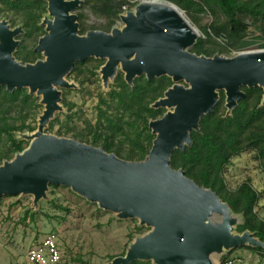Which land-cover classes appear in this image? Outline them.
Segmentation results:
<instances>
[{"label":"water","instance_id":"95a60500","mask_svg":"<svg viewBox=\"0 0 264 264\" xmlns=\"http://www.w3.org/2000/svg\"><path fill=\"white\" fill-rule=\"evenodd\" d=\"M34 1L47 5L40 24L45 35L34 50L41 59L25 64L17 60L22 27L11 29L7 21L0 22V86L10 93L28 89L29 95L42 96L44 106L37 129L18 133L20 141L29 142L27 148L0 165V197L32 196L38 208L50 186L67 187L116 219L138 220L149 229L133 237L123 257L107 264H215L236 248L264 250L255 233L237 232L242 215L171 164L174 151L191 147V133L200 131L201 119L213 112L220 92L226 117L245 98L243 88H261L264 106V51L233 57L192 53L199 38L196 28L167 2L143 0L119 16L121 27L80 34L74 12L82 0ZM88 59L105 61L99 71L105 89L119 70L128 86L141 76L149 82L171 80L151 108L164 104L173 111L166 109L149 122L154 140L144 160L125 161L101 147L46 133L63 110L62 90L76 88L68 75Z\"/></svg>","mask_w":264,"mask_h":264},{"label":"rangeland","instance_id":"374dc122","mask_svg":"<svg viewBox=\"0 0 264 264\" xmlns=\"http://www.w3.org/2000/svg\"><path fill=\"white\" fill-rule=\"evenodd\" d=\"M141 1L143 0H117L116 4H123L120 15L133 10ZM94 6L99 7L92 0H82L81 6L74 12L77 16L83 15V25L86 32L104 31L110 27L111 19L96 13ZM182 13L190 25L198 31L197 42L199 39L206 40L207 36L201 28H208L214 20L209 10L204 8V11L197 16H190L184 11ZM46 14L47 11L44 15H40L36 21L41 30L28 37L27 34L31 29L29 23L26 22L25 15L6 9L0 2V22L5 20L10 28L22 27L24 31L22 35L16 38L20 41V46L14 53L16 59L23 61L35 58L34 48L38 39L45 35L44 27H41L40 24ZM220 19L223 20L224 18L221 17ZM114 26H122L120 17L115 19L110 31ZM208 32H210L209 29ZM259 37L260 32H256L252 28L246 38L248 45L244 49L233 50L230 54L223 53L222 55L233 57L240 52L258 50L257 48L263 44V40ZM215 41L217 44L213 46L217 50L229 48L224 38H215ZM104 64V60L97 59H88L76 64L75 69L67 77V81L74 84L76 88L62 90L61 106L63 110L55 114L50 122L54 124L53 128L48 127L46 129L47 134L75 139L94 147H101L102 141L95 144L91 141L94 128L98 127L99 106L102 102L111 103L109 93L115 89L117 78L122 76L124 80V75L119 70L116 77L109 82L108 88L105 89L99 72ZM140 78H145V76L137 77L133 86L129 87L133 88L135 81ZM0 87H4L6 90L5 86ZM21 90L28 94V89L15 91ZM29 96L31 99L26 100L21 106L17 104V108L13 107L8 110L6 109L7 104H3L2 109L8 110L4 116L7 124L17 128L24 126L34 131L37 129L38 117L42 114L44 106L40 104L41 97L36 94ZM1 101L2 97H0V103ZM107 106L103 104L101 107L105 109ZM109 107L108 114L115 116L114 104ZM162 110L164 113L157 119H160L167 110L170 111L169 109ZM221 110L226 116L225 99ZM125 127L128 129L127 126ZM26 130L28 129H25L23 134L29 132ZM18 133L20 132H16L14 135L16 140L20 141ZM23 142L24 147L27 148L29 142ZM114 144L119 146V156L117 157L125 161L137 162V160L128 159L132 147L127 141H124L123 135L117 136ZM10 150L11 143L7 136H0V155L9 154ZM223 178L230 190H236L243 182H250L259 194L255 212L264 220V171L261 169L255 153L243 152L232 158L229 165L224 169ZM148 231V228L139 226L138 220H118L113 213L99 209L96 204L87 202L67 187L50 186L47 192V200L39 202L38 208L33 207L32 196L0 197V264H24L28 248L48 233L56 235L62 255L61 264H107L114 258L125 255L133 237L141 236ZM233 258L240 260L239 263L234 264H264V255L247 246L236 248L222 255L215 264H225L226 260ZM142 263L151 264V262Z\"/></svg>","mask_w":264,"mask_h":264},{"label":"trees","instance_id":"16d2710c","mask_svg":"<svg viewBox=\"0 0 264 264\" xmlns=\"http://www.w3.org/2000/svg\"><path fill=\"white\" fill-rule=\"evenodd\" d=\"M98 6L94 11L100 16L111 19L110 27L104 32H110L111 26L122 12L123 4H116L117 0H92ZM175 5L179 10L191 15H199L207 8L214 20L208 28H201L207 36L206 40L199 41L190 50L197 55L212 57L215 54H230L231 51H240L248 44L246 38L252 28L260 32L259 39L263 44L257 49H264V0H157ZM8 10L25 15L26 22L30 25L28 37L37 34L41 30L37 26V19L47 11L44 2L34 0H0ZM89 3V1H88ZM38 11H40L38 13ZM222 17L223 20L220 18ZM80 23V34H85L83 15H78ZM208 29L210 32H208ZM215 38L226 41L228 49L217 50ZM209 45V46H208ZM214 45V46H213ZM40 55L36 54L34 59L23 60V62H34ZM172 86L167 77L147 81L140 78L135 81L134 87H129L122 76L116 80L115 89L109 93L110 102H102L99 106L98 127L94 128L92 138L93 144L102 141L101 148L108 153L119 156V146L114 142L117 136L123 135L124 141L132 147L128 159L142 161L148 155L154 136L149 129V122L156 120L164 111L151 108L156 99L161 98L164 92ZM246 96L238 104L228 117L222 113L224 93H220V101L214 111L204 116L200 122V131L192 132L191 147L184 152L174 151L171 164L174 169H183L186 176L198 185L212 189L219 198L227 203L235 214L242 215L243 222L237 227V232L250 231L264 243V220L255 212L259 201L258 192L251 186L250 182H243L236 190H230L223 178L224 169L229 165L232 158L243 152H254L264 171V106L263 90L261 88L243 89ZM0 136L6 135L11 143L9 154L0 155V165L4 160L12 159L17 152L25 149L24 142L15 138L16 132H33L34 130L21 126L19 128L7 124L4 116L11 108H17V104L23 105L26 100L31 99L23 90L10 93L4 87H0ZM22 97V98H21ZM21 98V99H20ZM21 104H20V103ZM7 104L8 110H3V104ZM108 105L103 109L102 105ZM111 104H114L116 114L109 115ZM50 123L49 128H53ZM102 126V128H101ZM127 126L128 129L125 127ZM104 130V132H103ZM140 230V229H139ZM255 251L264 255L263 249ZM225 259V257H224ZM133 264H148L136 262Z\"/></svg>","mask_w":264,"mask_h":264},{"label":"built area","instance_id":"2783aa9c","mask_svg":"<svg viewBox=\"0 0 264 264\" xmlns=\"http://www.w3.org/2000/svg\"><path fill=\"white\" fill-rule=\"evenodd\" d=\"M256 51L261 52L264 51V49ZM61 262L62 255L56 235L54 233H48L28 248L24 264H61ZM239 262L240 260L233 258L226 260L225 264H234Z\"/></svg>","mask_w":264,"mask_h":264},{"label":"bare ground","instance_id":"6f19581e","mask_svg":"<svg viewBox=\"0 0 264 264\" xmlns=\"http://www.w3.org/2000/svg\"><path fill=\"white\" fill-rule=\"evenodd\" d=\"M196 34H198L199 35V33H198V31L196 30ZM119 68H120V66H119ZM0 81H2V80H0ZM3 82V81H2ZM34 94H36V93H34ZM33 94V95H34ZM37 95V94H36ZM38 96V95H37ZM39 97H41L42 98V96H39ZM161 105V104H160ZM163 106H159L160 108L159 109H169L170 111H173V108H169V107H167L166 105H164V104H162ZM156 264H161V263H158V262H156Z\"/></svg>","mask_w":264,"mask_h":264},{"label":"flooded vegetation","instance_id":"af4514ba","mask_svg":"<svg viewBox=\"0 0 264 264\" xmlns=\"http://www.w3.org/2000/svg\"><path fill=\"white\" fill-rule=\"evenodd\" d=\"M11 29H12V28H11ZM22 30H23V29H22ZM23 33H24V31H23ZM23 33H22V34H23ZM22 34H21V35H22ZM19 36H20V35H19ZM40 38H41V37H40ZM40 38H39V39H40ZM39 39H38V41H39ZM18 41H19V40H18ZM37 44H38V42H37ZM19 46H20V41H19ZM36 46H37V45H36ZM36 46H35V47H36ZM16 50H17V49H16ZM34 50H35V48H34ZM15 52H16V51H15ZM34 52H35V51H34ZM36 54H39L40 57L37 58L35 61H37V60H39V59L42 58V55H41L40 53H37V52H36ZM17 60H19V59H17ZM19 61H21V60H19ZM35 61H34V62H35ZM21 62L24 63V64H25V63H34V62H23V61H21Z\"/></svg>","mask_w":264,"mask_h":264}]
</instances>
